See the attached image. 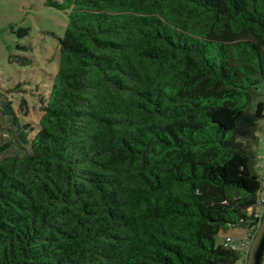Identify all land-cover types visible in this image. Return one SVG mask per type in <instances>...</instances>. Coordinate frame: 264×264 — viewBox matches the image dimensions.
<instances>
[{"label": "trees", "instance_id": "1", "mask_svg": "<svg viewBox=\"0 0 264 264\" xmlns=\"http://www.w3.org/2000/svg\"><path fill=\"white\" fill-rule=\"evenodd\" d=\"M46 3L58 70L32 103L0 88V264H247L217 236L260 190L264 0Z\"/></svg>", "mask_w": 264, "mask_h": 264}, {"label": "rangeland", "instance_id": "2", "mask_svg": "<svg viewBox=\"0 0 264 264\" xmlns=\"http://www.w3.org/2000/svg\"><path fill=\"white\" fill-rule=\"evenodd\" d=\"M47 0H0V88L15 101H32V92L48 85L50 74L59 66V38L64 36L68 25V11L49 6ZM21 29H28V33ZM33 59L32 62H29ZM28 61L25 64L23 62ZM258 100L264 101V82ZM32 103V102H31ZM19 115L26 121L37 123L42 115L32 105L22 110L15 104ZM6 106L0 93V146L10 143L9 153L17 147L16 141L8 133V116L3 113ZM258 142L254 147L256 161L264 164V118L260 119L257 130ZM2 153V154H4ZM1 154V155H2ZM264 173V167L257 168ZM248 228L236 227L223 230L217 236L222 244L227 236L241 241Z\"/></svg>", "mask_w": 264, "mask_h": 264}, {"label": "built area", "instance_id": "3", "mask_svg": "<svg viewBox=\"0 0 264 264\" xmlns=\"http://www.w3.org/2000/svg\"><path fill=\"white\" fill-rule=\"evenodd\" d=\"M264 167V164L256 162V168ZM260 179V190L255 203L248 207V212L253 216L252 224L249 226L248 231L244 238L236 242L231 236H227L223 242L225 247L232 250H242L248 256L252 241L262 223L264 218V173H259ZM262 264H264V256L262 259Z\"/></svg>", "mask_w": 264, "mask_h": 264}, {"label": "water", "instance_id": "4", "mask_svg": "<svg viewBox=\"0 0 264 264\" xmlns=\"http://www.w3.org/2000/svg\"><path fill=\"white\" fill-rule=\"evenodd\" d=\"M263 256H264V218L252 241L247 256V264H262Z\"/></svg>", "mask_w": 264, "mask_h": 264}]
</instances>
